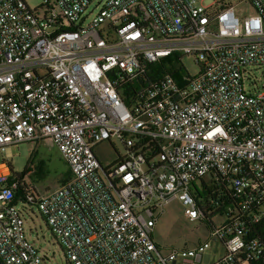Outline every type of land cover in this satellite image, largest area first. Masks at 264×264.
<instances>
[{"label":"built area","instance_id":"2783aa9c","mask_svg":"<svg viewBox=\"0 0 264 264\" xmlns=\"http://www.w3.org/2000/svg\"><path fill=\"white\" fill-rule=\"evenodd\" d=\"M241 2L253 12L215 0H0L3 264H49L26 236L28 206L70 264L200 262L210 241L163 253L152 231L176 199L191 219L210 214L192 194L203 177L220 180L227 215L213 226L225 246L213 264H264V81L251 80L264 69V0ZM185 54L196 76L178 64ZM170 57L179 74L165 70L126 104L122 84ZM114 138L126 154L104 165L94 148ZM28 141L56 147L71 172L49 193L11 171V146Z\"/></svg>","mask_w":264,"mask_h":264},{"label":"rangeland","instance_id":"374dc122","mask_svg":"<svg viewBox=\"0 0 264 264\" xmlns=\"http://www.w3.org/2000/svg\"><path fill=\"white\" fill-rule=\"evenodd\" d=\"M26 1L32 8L39 7L42 4V0ZM215 1H217L215 6L225 3L236 6L238 11L244 10L245 14L253 12L252 7L241 2L242 0ZM178 64L182 66L185 73L191 76L199 74L201 69L195 61V57L188 54L183 55ZM263 71V68H253L251 70V80L255 79L257 83H262L264 81ZM251 80H248V86H252ZM94 150L104 165L113 163L121 155L126 154L124 144L115 138L100 143ZM10 152L12 157L8 161L13 174L23 176L28 184L34 186L41 193H49L59 187L61 181L67 175L68 165L56 147L46 142H22L11 146ZM3 158L4 156L0 153V162ZM27 167H29V170H26ZM195 184L201 188L200 180L196 181ZM156 216L157 222L152 231V238L163 253L173 249L182 251L204 241H210V246L204 252L200 262H184L183 257H179L177 264H213L225 254L224 244L220 240L211 237L214 230L213 226L218 228L227 220V215L224 212L214 214L211 220L206 219L204 216L191 219L185 214V207L182 202L176 199L168 203L163 211L158 212ZM23 217L28 240L38 248L46 261L49 264H70L64 249L53 235L37 207L28 206L23 211Z\"/></svg>","mask_w":264,"mask_h":264},{"label":"trees","instance_id":"16d2710c","mask_svg":"<svg viewBox=\"0 0 264 264\" xmlns=\"http://www.w3.org/2000/svg\"><path fill=\"white\" fill-rule=\"evenodd\" d=\"M172 57L165 58L156 64H154L145 74L143 78H137L134 79L128 83H124L121 86V96L126 104L131 103V95H133L138 89L142 88L146 85V83L156 77H158L161 73H163L165 70L172 71L176 76L179 74L177 70H175V65L173 64ZM167 62H169L170 65H167ZM26 170H29V167L26 168ZM71 176V172L68 168L67 175L65 178L61 181V184L66 182V180ZM201 182V188H199L195 183H193L192 187V194L197 200L199 205H204V211H210V214H206V219L211 220L212 216L216 213L222 212V208H216L215 201H219V187L221 185L220 180L215 179L214 177H203L200 180ZM35 188L34 186H32ZM24 194V191L21 190L18 192V196L22 197ZM214 200V202H212ZM214 206V209H213ZM0 264H3L0 260Z\"/></svg>","mask_w":264,"mask_h":264},{"label":"crops","instance_id":"0c3cea01","mask_svg":"<svg viewBox=\"0 0 264 264\" xmlns=\"http://www.w3.org/2000/svg\"><path fill=\"white\" fill-rule=\"evenodd\" d=\"M35 166V165H34ZM31 168V167H30Z\"/></svg>","mask_w":264,"mask_h":264}]
</instances>
